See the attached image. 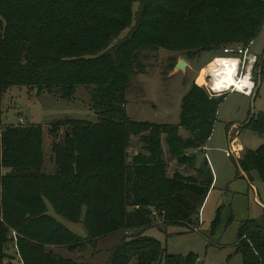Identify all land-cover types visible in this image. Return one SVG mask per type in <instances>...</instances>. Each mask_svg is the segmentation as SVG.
Returning a JSON list of instances; mask_svg holds the SVG:
<instances>
[{"label":"trees","instance_id":"trees-1","mask_svg":"<svg viewBox=\"0 0 264 264\" xmlns=\"http://www.w3.org/2000/svg\"><path fill=\"white\" fill-rule=\"evenodd\" d=\"M263 21L264 0H0V264L10 258L11 231L21 264H82L50 246L81 251L115 231L126 235L105 264H196V254L168 253L142 231L175 224L193 229L199 221L213 174L206 156L195 167L196 151L210 138L226 94L206 96L193 85L181 98L177 124L136 121L125 110L128 77L134 65L141 68L142 49L219 55L230 43L251 46ZM263 64L264 55H257L255 87ZM13 85L64 100L73 99L78 85L93 86L97 121L63 118L49 127L52 173L44 172L40 125L2 127L3 94ZM179 127L189 135L182 137ZM243 127L264 135V112L249 115ZM131 134L139 135L143 151L128 159ZM162 140L169 159L194 175H168ZM231 159L264 184V143ZM48 205L67 220H81L87 237L50 215ZM235 251L242 264H264V210L241 221Z\"/></svg>","mask_w":264,"mask_h":264},{"label":"rangeland","instance_id":"rangeland-1","mask_svg":"<svg viewBox=\"0 0 264 264\" xmlns=\"http://www.w3.org/2000/svg\"><path fill=\"white\" fill-rule=\"evenodd\" d=\"M135 8L136 4H134ZM124 33L125 31L122 34ZM233 44L235 43L228 45ZM218 51H201L193 57H187L182 50L142 49L139 53L141 68L138 69L134 65L135 72L128 77L125 104L128 117L136 121L177 124L181 98L191 86L196 85L206 96H210L200 76L204 68L214 66L212 58ZM250 52L255 56L264 55V21L259 34L251 43ZM180 59L186 61L188 65L175 67ZM223 64V60H218L216 67L220 68ZM92 87V85H78L73 99L64 100L55 93L45 91L37 93L30 87L10 86L4 92L1 102L2 127L40 125L44 172L52 173L53 136L50 135L49 127L55 120L63 118L97 121V115L91 108ZM224 94H226L225 98L218 105L211 140L206 143L205 151L199 149L200 152L195 160V167H198L207 154L213 174V183L200 209L199 221L194 223L198 227L197 230L175 224L166 227L152 225L142 231L143 235L158 239L168 253L196 254L198 258L196 264H242L240 254L235 251L237 230L241 221L258 217L264 207V184L257 173L251 171L249 178L232 162L231 158L237 159L236 157L225 155V150L230 147V140L233 139L243 148L252 150L264 143L263 134L243 127L249 115L255 116L264 112V64L261 81L254 87L252 95L248 96L237 91ZM63 130L62 126L57 140L61 138ZM178 133L182 137L189 135L182 127L178 128ZM161 144L168 162L169 176L174 171L183 175L195 174V169L187 164H177L175 160L169 159L164 140ZM142 151L139 135L131 134L128 137V159ZM193 151L188 149L189 153ZM241 153L240 149L239 155ZM5 171L2 169V173ZM243 174L244 177L241 176ZM48 213L77 236L87 237V230L81 220H67L57 215L50 205H48ZM124 235L126 234L123 231H115L91 243L87 242L81 251H69L70 253L66 254L78 259L82 264H105L109 249Z\"/></svg>","mask_w":264,"mask_h":264},{"label":"built area","instance_id":"built-area-1","mask_svg":"<svg viewBox=\"0 0 264 264\" xmlns=\"http://www.w3.org/2000/svg\"><path fill=\"white\" fill-rule=\"evenodd\" d=\"M220 57L225 60L236 61L235 67L232 70V75L237 82H241L240 80L243 79L246 75L248 76V80H250L251 82L248 85H241V87H237L235 84H222L221 86L216 87L214 85V78L215 76H217V67H207L202 74L207 93L210 96H218L231 91H237L248 96L252 95L255 87V82L252 74L256 56L250 52V45H228L222 49L219 55H216L212 58V62ZM233 142L234 139L230 142V147L225 150V154L227 156L239 158L240 149L238 147L232 146ZM201 148L204 149V146H202ZM197 228V226H193L194 230H197ZM11 233V236L13 237V245H15V232L12 231Z\"/></svg>","mask_w":264,"mask_h":264},{"label":"bare ground","instance_id":"bare-ground-1","mask_svg":"<svg viewBox=\"0 0 264 264\" xmlns=\"http://www.w3.org/2000/svg\"><path fill=\"white\" fill-rule=\"evenodd\" d=\"M218 60H223L224 64L222 65V67L217 68V76H215L214 78V81H215L214 85L216 87H219L222 84H235L237 87H241V85L250 84L251 81L248 80L247 75L243 79L240 80L241 82H237L235 78L233 77L232 70L235 67V63H236L235 60H225L220 57L214 60L213 62L214 66H216ZM226 62H234V63H226ZM203 72L201 73V76H200L201 80H203L202 78Z\"/></svg>","mask_w":264,"mask_h":264},{"label":"crops","instance_id":"crops-1","mask_svg":"<svg viewBox=\"0 0 264 264\" xmlns=\"http://www.w3.org/2000/svg\"><path fill=\"white\" fill-rule=\"evenodd\" d=\"M186 62V61H185ZM186 65H188V63L186 62ZM205 69V68H204ZM202 70V69H201ZM212 135V134H211ZM211 140V136H210V138L208 139V141H210ZM207 141V142H208ZM231 142V141H230ZM232 146H234V147H238V148H240L241 150L243 149V147H242V145L240 144V143H238V142H236V141H234L233 143H232ZM201 149V151L203 152V151H205L206 150V145L204 146V149L203 148H200ZM200 151L199 150H197L196 151V153L198 154ZM226 155V154H225ZM204 156H206V158H207V160H208V156H207V154H205ZM227 156V155H226ZM233 157V156H232ZM208 163H209V160H208ZM244 173V172H243ZM245 174V173H244ZM244 174H243V176H244ZM246 175V174H245ZM213 183V182H212ZM253 193H254V191H253ZM256 201L258 202V200L256 199ZM262 210H264V207L262 208ZM50 247H52V249L56 252V253H58V254H60V255H62V256H64V257H71V256H68L66 253H70L68 250H66L64 247H53V246H50ZM7 253H8V255H10V258L6 261V264H21V261H20V259H19V257H18V255H17V253H15V247L13 246V245H9V248L7 249ZM72 258V257H71Z\"/></svg>","mask_w":264,"mask_h":264},{"label":"water","instance_id":"water-1","mask_svg":"<svg viewBox=\"0 0 264 264\" xmlns=\"http://www.w3.org/2000/svg\"><path fill=\"white\" fill-rule=\"evenodd\" d=\"M184 65H186V62L184 60L180 59L177 62V64L175 65V67H181V66H184Z\"/></svg>","mask_w":264,"mask_h":264}]
</instances>
